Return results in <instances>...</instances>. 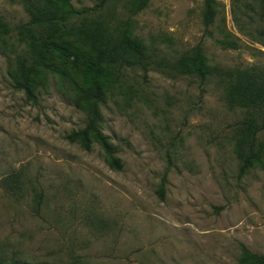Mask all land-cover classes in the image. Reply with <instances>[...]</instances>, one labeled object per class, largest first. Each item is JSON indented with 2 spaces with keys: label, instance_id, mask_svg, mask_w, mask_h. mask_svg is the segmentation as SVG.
<instances>
[{
  "label": "rangeland",
  "instance_id": "obj_1",
  "mask_svg": "<svg viewBox=\"0 0 264 264\" xmlns=\"http://www.w3.org/2000/svg\"><path fill=\"white\" fill-rule=\"evenodd\" d=\"M203 7L150 0L131 34L168 63L200 46L220 69L264 67L261 0H217L211 34ZM0 17L12 28L29 20L20 0H0ZM225 32L236 49L218 44ZM23 54L14 32L1 37L0 255L21 264H241L245 249L264 255V169L239 176L233 130L243 112L226 104L220 77L127 72L133 93L124 87L102 106V131L122 163L115 170L98 143L86 150L68 140L85 115L67 85L42 75L37 104L14 88Z\"/></svg>",
  "mask_w": 264,
  "mask_h": 264
},
{
  "label": "trees",
  "instance_id": "obj_2",
  "mask_svg": "<svg viewBox=\"0 0 264 264\" xmlns=\"http://www.w3.org/2000/svg\"><path fill=\"white\" fill-rule=\"evenodd\" d=\"M90 1L92 6L76 7L72 0H20L29 20L14 28L0 17V39L14 32L24 45V54L18 56L12 66L11 80L28 102L37 104L42 75L58 78L70 89L72 104L85 115L84 128L71 133L68 140L80 143L86 150H90L94 142L98 143L110 167L120 170L122 163L102 131V106L109 97L124 90L127 72L167 67L201 82L218 76L224 82V100L228 107L243 112L233 130L239 176L254 168L264 169V67L253 64L220 69L209 64L200 46L171 63L158 60L131 34L132 17L145 10L150 0ZM217 13V0H204L202 19L209 34ZM260 34L264 37V31ZM217 42L225 49L238 47L233 35L227 32ZM126 89L133 93L131 87ZM239 261L264 264V255L245 249ZM0 264L21 263L0 255ZM67 264L84 263L73 260Z\"/></svg>",
  "mask_w": 264,
  "mask_h": 264
}]
</instances>
